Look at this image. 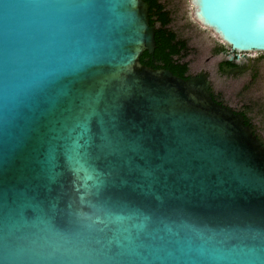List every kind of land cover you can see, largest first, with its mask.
Here are the masks:
<instances>
[{
  "label": "water",
  "instance_id": "95a60500",
  "mask_svg": "<svg viewBox=\"0 0 264 264\" xmlns=\"http://www.w3.org/2000/svg\"><path fill=\"white\" fill-rule=\"evenodd\" d=\"M264 53V0H190ZM144 0H0V264H264V139L207 76L145 66Z\"/></svg>",
  "mask_w": 264,
  "mask_h": 264
},
{
  "label": "flooded vegetation",
  "instance_id": "af4514ba",
  "mask_svg": "<svg viewBox=\"0 0 264 264\" xmlns=\"http://www.w3.org/2000/svg\"><path fill=\"white\" fill-rule=\"evenodd\" d=\"M213 40L216 44L198 50V54L203 53L206 56V62L200 61L195 68L192 67V62H189L190 57L196 56L195 50L191 48L190 42H187L190 48L189 54L182 60V62L189 63L185 77L203 78L207 76L214 101L237 115H242L246 125H249L258 137L264 139V103L253 107L243 98L252 86L258 87L264 78V53L237 52L212 37ZM239 79H242L239 84L241 87L239 96H231L228 89H232L233 86L237 87L234 82Z\"/></svg>",
  "mask_w": 264,
  "mask_h": 264
},
{
  "label": "trees",
  "instance_id": "16d2710c",
  "mask_svg": "<svg viewBox=\"0 0 264 264\" xmlns=\"http://www.w3.org/2000/svg\"><path fill=\"white\" fill-rule=\"evenodd\" d=\"M149 5L150 25L157 27L155 32L156 49L153 54L145 52L140 61L143 65L166 69L175 75L188 79L189 63L182 60L189 54L188 40L172 30V12L162 0H144Z\"/></svg>",
  "mask_w": 264,
  "mask_h": 264
},
{
  "label": "rangeland",
  "instance_id": "374dc122",
  "mask_svg": "<svg viewBox=\"0 0 264 264\" xmlns=\"http://www.w3.org/2000/svg\"><path fill=\"white\" fill-rule=\"evenodd\" d=\"M162 2L166 3L167 8L172 12V30L177 32L181 38L188 40L191 44V48L195 50L194 54L196 56L189 58V62H192V67L194 66L195 68L200 61L206 62V56H204L203 53L198 54V50L205 49L211 44H216L215 40L212 41V37L217 41H219V39L213 32L194 20L193 7L190 0H162ZM241 82L242 79L237 80L234 82V85H237V87L233 86L232 89H228L231 96H239L241 88L239 84ZM243 98L245 102L250 103L253 107H258L259 104L264 103V78L261 80L258 87L255 85L252 86Z\"/></svg>",
  "mask_w": 264,
  "mask_h": 264
},
{
  "label": "bare ground",
  "instance_id": "6f19581e",
  "mask_svg": "<svg viewBox=\"0 0 264 264\" xmlns=\"http://www.w3.org/2000/svg\"><path fill=\"white\" fill-rule=\"evenodd\" d=\"M197 23H198V22H197ZM198 24H199V23H198ZM211 32H212V31H211ZM202 41H203V40H202ZM202 41H201V42H202Z\"/></svg>",
  "mask_w": 264,
  "mask_h": 264
}]
</instances>
